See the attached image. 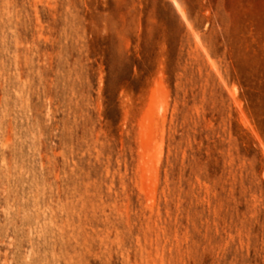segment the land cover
I'll return each instance as SVG.
<instances>
[{
	"label": "rangeland",
	"instance_id": "rangeland-1",
	"mask_svg": "<svg viewBox=\"0 0 264 264\" xmlns=\"http://www.w3.org/2000/svg\"><path fill=\"white\" fill-rule=\"evenodd\" d=\"M0 0V264H264V0Z\"/></svg>",
	"mask_w": 264,
	"mask_h": 264
},
{
	"label": "bare ground",
	"instance_id": "bare-ground-1",
	"mask_svg": "<svg viewBox=\"0 0 264 264\" xmlns=\"http://www.w3.org/2000/svg\"><path fill=\"white\" fill-rule=\"evenodd\" d=\"M175 2L177 3V1L175 0Z\"/></svg>",
	"mask_w": 264,
	"mask_h": 264
}]
</instances>
